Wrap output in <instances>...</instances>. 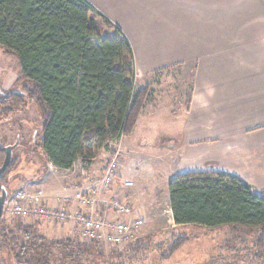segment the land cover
I'll use <instances>...</instances> for the list:
<instances>
[{"label":"trees","instance_id":"obj_1","mask_svg":"<svg viewBox=\"0 0 264 264\" xmlns=\"http://www.w3.org/2000/svg\"><path fill=\"white\" fill-rule=\"evenodd\" d=\"M0 47L16 57L22 78L32 84L25 93L0 92V112L17 110L25 94L35 99L43 113L39 148L55 167L69 169L78 159L89 164L100 149L110 151L134 122L139 91L131 46L87 0H0ZM3 159L0 149V165ZM168 204L177 226L250 231L254 257L264 261V189L256 192L229 173L182 172L168 182ZM30 231L24 230L17 249L10 248L14 262L7 264H49L52 248L70 249L66 241H48ZM185 239H174L160 260ZM160 246L136 239L120 253V262L144 260ZM73 251L66 253L73 255V264L102 259L96 244Z\"/></svg>","mask_w":264,"mask_h":264},{"label":"rangeland","instance_id":"obj_2","mask_svg":"<svg viewBox=\"0 0 264 264\" xmlns=\"http://www.w3.org/2000/svg\"><path fill=\"white\" fill-rule=\"evenodd\" d=\"M108 29L112 31L108 27L104 30ZM133 83L139 91V102L135 106V120L126 133L112 144L110 151L100 149L89 164L78 159L69 169L48 163L39 148L43 113L35 99L25 94L17 110L0 112V146L17 142L9 169L0 180V187L7 192L0 220V264L14 262L10 250L17 249L25 229L48 241L70 244L68 251L64 247L52 248L49 264H73V255L68 257L66 253L74 254L78 245L93 244L102 254L99 264H121L120 253L124 254L125 246L136 239H149L161 245L160 250L147 252L141 261L128 262L125 258L123 264H264L262 259L254 257V234L248 230L177 226L172 221L168 182L178 174V159L174 154L169 156L171 153L162 144L177 141L181 128L176 118L184 115L188 105L191 67L162 69L140 78L135 75ZM31 86L22 78L16 57L0 47L1 94L25 93ZM112 159L117 163L116 175L103 188L105 166ZM92 189L96 193L91 204H83L76 197ZM18 190L41 191L49 198L50 211L55 212L61 205L69 216L61 220L53 213L42 218L12 215L10 200ZM116 196L130 205L126 220H143L128 240L117 245L104 240L106 234L113 232V225L123 219L110 207V200ZM78 214L84 218L92 215L109 224L98 239L86 238L80 233V221L75 219ZM176 238L186 239L168 259L161 261L160 254L166 256Z\"/></svg>","mask_w":264,"mask_h":264},{"label":"crops","instance_id":"obj_3","mask_svg":"<svg viewBox=\"0 0 264 264\" xmlns=\"http://www.w3.org/2000/svg\"><path fill=\"white\" fill-rule=\"evenodd\" d=\"M87 1L127 38L138 78L191 67L177 141L162 144L177 173H229L263 190L264 0Z\"/></svg>","mask_w":264,"mask_h":264},{"label":"built area","instance_id":"obj_4","mask_svg":"<svg viewBox=\"0 0 264 264\" xmlns=\"http://www.w3.org/2000/svg\"><path fill=\"white\" fill-rule=\"evenodd\" d=\"M116 159V158H114ZM112 159L108 165L105 166V176L102 178V187H107L112 183L113 178H115L117 163ZM129 184V183H128ZM93 190V191H92ZM87 191L86 194L81 196L77 194L76 197L80 198L83 204H91L96 193L92 189ZM9 202V201H8ZM12 205V215L16 217L26 218H42L51 215L52 213L63 220L65 217L69 216L66 210L61 207H56L57 210L50 211L47 208V203L45 201L44 195L41 191L28 192L24 190H18L15 192L10 200ZM110 207L115 210L123 219H120L113 225V232L106 234L104 240L112 244H120L130 237L131 232L143 223L141 218L137 220H126V215L131 211L130 205L121 200L120 197L116 196L110 200ZM76 221H80V233L86 238L98 239L101 237V232L109 222L100 220L92 215L84 218L81 214L75 217Z\"/></svg>","mask_w":264,"mask_h":264},{"label":"water","instance_id":"obj_5","mask_svg":"<svg viewBox=\"0 0 264 264\" xmlns=\"http://www.w3.org/2000/svg\"><path fill=\"white\" fill-rule=\"evenodd\" d=\"M16 145H17V142L12 145L0 147V149L4 152V159L0 165V180L10 164L12 152ZM6 199H7V192L3 187H0V220L4 213Z\"/></svg>","mask_w":264,"mask_h":264}]
</instances>
